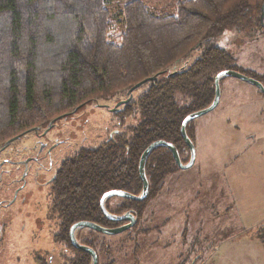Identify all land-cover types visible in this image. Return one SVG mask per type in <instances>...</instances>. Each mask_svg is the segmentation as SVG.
Wrapping results in <instances>:
<instances>
[{"label":"trees","instance_id":"obj_1","mask_svg":"<svg viewBox=\"0 0 264 264\" xmlns=\"http://www.w3.org/2000/svg\"><path fill=\"white\" fill-rule=\"evenodd\" d=\"M115 1L0 0V147L75 108L76 119L89 104L126 99L132 86L157 76L113 113L119 132L109 145L80 149L63 164L57 200L65 235L79 221L115 226L103 218L99 199L112 190L141 192L138 162L153 142L173 145L187 162L182 160L187 151L180 135L183 119L212 102L216 74L237 70L219 42L227 32H252L264 21V0H178L169 14L132 0L119 10L124 31L113 44L108 33L116 22L110 12ZM186 133L194 143L189 124ZM144 171L147 198L122 199L120 206L105 207L109 213L130 212L140 219L146 203L179 169L169 150L159 147ZM80 242L97 254L94 241ZM73 253L68 264H90L86 253Z\"/></svg>","mask_w":264,"mask_h":264},{"label":"rangeland","instance_id":"obj_2","mask_svg":"<svg viewBox=\"0 0 264 264\" xmlns=\"http://www.w3.org/2000/svg\"><path fill=\"white\" fill-rule=\"evenodd\" d=\"M129 1L117 0L110 6L116 16L108 33L113 44L121 41L119 10ZM140 1L156 13L169 14L178 0ZM219 43L234 57L237 72L255 76L264 86V21L252 32L238 36L227 32ZM220 92L218 106L189 123L197 140V168L167 178L130 230L111 237L89 230L78 233V242L92 240L98 245V264H264V95L235 78L221 80ZM108 104L112 107L115 101ZM78 114L71 127V155L80 146L97 144L106 131L119 130V119L105 109L88 105ZM187 158L184 151L182 160ZM42 181L36 174L30 177L28 187L35 195L23 213L40 222L31 225L36 234L32 245L48 249L55 228L44 219L47 199ZM101 245L105 248L99 249ZM53 247L58 257L65 253L61 245Z\"/></svg>","mask_w":264,"mask_h":264},{"label":"flooded vegetation","instance_id":"obj_3","mask_svg":"<svg viewBox=\"0 0 264 264\" xmlns=\"http://www.w3.org/2000/svg\"><path fill=\"white\" fill-rule=\"evenodd\" d=\"M124 99H119L115 104ZM89 105L96 109H105L108 112L114 106L111 107L105 102ZM103 106H107V108ZM72 112L56 120L51 126L50 123L56 118L41 127L27 130L16 136L18 139L10 142L4 148V144L0 147V264H68L73 259V250L75 249L69 240L70 227L66 235L62 234L59 229V220H63L57 200L59 173L63 164L80 149H94L109 145L119 130L106 131L107 134L100 138L97 144L85 146L83 145L85 143H82L83 146H80L71 155L69 152L74 146L72 135L74 132L71 127L75 123L73 120L78 119L71 115ZM34 174L43 179L40 185L46 192L44 219L51 222L55 228L51 233L52 245L48 249H37L32 245L36 240V234L34 233L35 227H31V225L37 226L40 222L36 217L25 218L23 213L24 205L34 199L35 194L28 187L30 177ZM114 199H117L118 202H114L113 205L111 203ZM121 200L120 198H111L106 201L105 207L112 209L120 206ZM120 225V223L115 224L109 228H116ZM80 231L77 232L76 238ZM26 242L29 244H25ZM79 243L81 244V242ZM58 244L65 251L61 257L57 256L55 247H53Z\"/></svg>","mask_w":264,"mask_h":264},{"label":"water","instance_id":"obj_4","mask_svg":"<svg viewBox=\"0 0 264 264\" xmlns=\"http://www.w3.org/2000/svg\"><path fill=\"white\" fill-rule=\"evenodd\" d=\"M264 17V6H262L261 8V21L263 20ZM157 76H152L149 77L137 84H135L134 86H132L125 94L126 99L117 102L114 107L112 109H110L109 111L111 113H114L118 110V107H120L121 105L127 104L131 98H132V93L138 89L140 86H142L143 84L153 81L156 79ZM226 78H235L239 81H242L244 83H247L253 87H255L257 90H259L260 93H262L264 95V86L257 80L247 77L237 71H233V70H223L221 72H219L218 74H216V76L214 77V97L212 102L205 108L195 111L189 115H187L180 126V135L188 149V160L186 163H182L179 153L176 150V148L169 144L166 143L164 141H156L153 142L152 144H150L145 150L144 152L141 154L140 158H139V162H138V173H139V177L142 183V188H141V192L138 195H132L129 194L127 192L124 191H119V190H112L109 192L104 193L100 200H99V209L100 212L102 213L103 217L108 221L111 222L113 224H121L120 226L116 227V228H107V227H103L100 226L98 224H95L93 222H88V221H79L74 223L70 229H69V240H70V244L71 246L78 251H81L83 253H86L89 257H90V264H98V257L96 252L91 249L90 247H87L83 244H80L76 238V234L78 231L86 229V230H90L92 232L104 235V236H116V235H120L128 230H130L131 228H133L136 225L137 219L136 217L130 213V212H125L122 215H114L109 213L106 208H105V203L107 200L111 199V198H120V199H126V200H131V201H135V202H142L144 201L147 196H148V190H149V186H148V181L145 175V163L150 155V153L159 147H164L167 150H169V152L171 153V156L174 160L175 165L177 166L178 169L180 170H188L190 169L195 161V147L193 142L191 141V139L187 136L186 133V127L187 125L192 122L193 120L200 118L210 112H212L219 104V100H220V82L223 79ZM105 108H107V106H103ZM78 108H75L73 110L72 113H75ZM62 116L56 118L55 120H53L50 123V126L58 119H60ZM18 139V137H15L9 141H7L3 148L5 146H7L10 142L14 141Z\"/></svg>","mask_w":264,"mask_h":264},{"label":"crops","instance_id":"obj_5","mask_svg":"<svg viewBox=\"0 0 264 264\" xmlns=\"http://www.w3.org/2000/svg\"><path fill=\"white\" fill-rule=\"evenodd\" d=\"M232 85H234V84H225V87H226V86L229 87V86H232ZM258 91H259V90H258ZM220 98H221V97H220ZM219 101H220V100H219ZM193 132H194V131H193ZM195 145H196V146H195ZM194 146L197 148V140H196V137L194 138ZM199 162H201V160H199L198 163H199ZM193 166L197 168V158H196V156H195V161H194ZM193 166H192V167H193ZM192 167H191V168H192ZM171 176H172V175H171ZM171 176H170V177H171ZM163 189H164V188H163Z\"/></svg>","mask_w":264,"mask_h":264}]
</instances>
